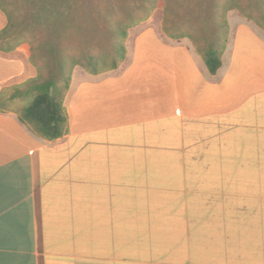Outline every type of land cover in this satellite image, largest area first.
<instances>
[{"label":"crops","instance_id":"obj_1","mask_svg":"<svg viewBox=\"0 0 264 264\" xmlns=\"http://www.w3.org/2000/svg\"><path fill=\"white\" fill-rule=\"evenodd\" d=\"M127 45L73 73L55 140L4 97L37 69L0 62V264H264V29L238 20L215 74Z\"/></svg>","mask_w":264,"mask_h":264},{"label":"rangeland","instance_id":"obj_2","mask_svg":"<svg viewBox=\"0 0 264 264\" xmlns=\"http://www.w3.org/2000/svg\"><path fill=\"white\" fill-rule=\"evenodd\" d=\"M7 3L18 26L0 40V62H28L37 69L39 80L57 77L55 65L59 62L65 63V74H91L95 66L99 71H109L114 62L118 66L123 62L117 46L134 44L140 31L153 30L159 40L196 52L198 60H204L205 52L215 48L221 52L222 62L229 35L238 20L264 29V0H8ZM8 23L0 3V32ZM121 30L127 32L126 38L121 36ZM30 82L19 87L16 81L4 91V97L23 95ZM30 100L31 97L26 100L19 97L9 105L21 111Z\"/></svg>","mask_w":264,"mask_h":264},{"label":"trees","instance_id":"obj_3","mask_svg":"<svg viewBox=\"0 0 264 264\" xmlns=\"http://www.w3.org/2000/svg\"><path fill=\"white\" fill-rule=\"evenodd\" d=\"M8 0H0L2 11L8 17V26L0 32V40L4 39L11 28L18 26L13 20V14L8 10ZM121 36L126 38L127 32L121 30ZM17 38V36H14ZM19 38V37H18ZM119 59L126 58V47L123 43L117 46ZM70 60L72 58L69 57ZM73 61V60H72ZM205 64L211 74H215L221 67V52L215 48H209L204 54ZM75 66L73 63L72 67ZM118 67V62H114L113 68ZM58 73L57 77L39 80L38 78L30 82V88L24 92L31 100L23 109V118L34 123L40 133L47 139L55 140L66 133V114L63 107V95L69 87L72 73L65 74V63L59 62L55 65ZM71 70V69H70ZM96 73L98 68L91 69Z\"/></svg>","mask_w":264,"mask_h":264}]
</instances>
